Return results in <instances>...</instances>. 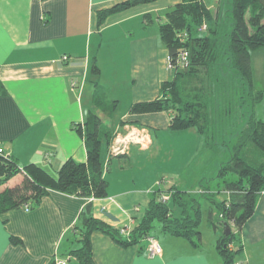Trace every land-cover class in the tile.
Listing matches in <instances>:
<instances>
[{
  "label": "crops",
  "instance_id": "1",
  "mask_svg": "<svg viewBox=\"0 0 264 264\" xmlns=\"http://www.w3.org/2000/svg\"><path fill=\"white\" fill-rule=\"evenodd\" d=\"M125 1L0 0V83L6 91L5 94L0 91V147L6 153L20 165L35 163L53 173L67 159L86 162L85 137L76 127L84 128L93 109L96 83L105 85L110 94L111 85L127 86L131 93L128 111L107 120H111L115 136L132 127L146 128L149 133L147 147L132 145L128 152L112 155L113 139L106 145L105 157L102 150L104 178L109 184L106 198L50 191L30 211L22 207L0 214V264H50L68 256L71 259L67 264H79L69 253L81 246L75 241L74 228L81 225L80 215L87 204L92 203L97 219L130 232L149 206L160 180L142 179L139 177L142 173H136L129 161L139 162L141 157L150 155L154 131L169 128L172 113L131 114L130 109L135 103L160 97L162 84L172 80L174 69L169 66V51L160 40L159 21L153 29L156 22L146 25L144 19L149 13L160 16L163 10L158 3L163 0L115 12L99 25V11ZM182 1L174 0L167 9ZM64 56L69 60L63 61ZM93 61L100 69L98 76L91 73ZM185 132L200 136L196 129ZM263 200L264 193L256 212L238 235L241 250L245 248L246 228L259 214ZM155 238L162 253L150 256L148 238L124 247L107 234L93 232L94 261L224 264L213 246L204 251L203 235L200 247L163 232ZM240 245L231 247L238 250ZM246 261L253 264L249 256Z\"/></svg>",
  "mask_w": 264,
  "mask_h": 264
},
{
  "label": "trees",
  "instance_id": "2",
  "mask_svg": "<svg viewBox=\"0 0 264 264\" xmlns=\"http://www.w3.org/2000/svg\"><path fill=\"white\" fill-rule=\"evenodd\" d=\"M156 1L127 0L101 10L98 12L99 25L102 26L106 18L115 12ZM232 5L231 28L228 27L221 35L220 29L211 22L212 13L204 0H183L160 16L154 17L151 13L144 15L146 25L159 21L160 40L169 51L174 75L172 80L162 84L160 97L135 103L130 109L131 114L171 112L170 130L196 129L205 135L207 147L211 148L218 128L211 112L212 91H226L225 94L236 92L240 99L246 97L250 107L248 119L233 144L231 159L221 166L217 174L222 189L201 190L202 197H212L208 196L219 213V224L224 226L227 223L232 228V233L221 236L216 245L224 264H239L235 261L236 252L242 249L238 235L256 212L258 201L264 193V121L256 116L254 110L262 102L264 92L255 88L251 57L252 51L264 47V0H232ZM204 25L206 29L202 30ZM204 31L208 34L202 36L200 33ZM222 37L226 38V44L220 40ZM182 51L189 52L188 65L184 67L177 62ZM222 57H226V62L230 63L232 74L239 75L242 80L240 85L236 84L234 76L227 81L220 77L218 62L222 61ZM200 70L209 73L201 84L197 80ZM91 73L100 75L94 61ZM0 91L6 93L1 83ZM230 102L228 100L226 103L228 113L231 110ZM116 104L109 100L106 90L96 83L93 109L84 128L76 127L78 133L85 137L86 162L70 158L53 173L35 163L20 165L10 154L0 153V214L20 209L26 204L33 209L50 191L83 198H106L109 184L104 178L102 150L104 143L110 145L115 136L107 120L113 117ZM15 179L18 181L13 185ZM162 195H167L169 199L163 202ZM217 196L223 199L219 201ZM201 206L198 198L175 185L166 190L157 188L151 194L143 218L124 237L120 229L94 217L93 205L89 203L80 215L81 225L74 228L77 232L75 241L81 246L70 250L69 255L74 256L79 264H96L91 241L93 232L107 234L118 244L127 247L148 238L156 221L161 224L163 233L184 238L200 247ZM214 215L211 209L208 219L217 229ZM234 244L240 245L238 250L231 247Z\"/></svg>",
  "mask_w": 264,
  "mask_h": 264
},
{
  "label": "rangeland",
  "instance_id": "3",
  "mask_svg": "<svg viewBox=\"0 0 264 264\" xmlns=\"http://www.w3.org/2000/svg\"><path fill=\"white\" fill-rule=\"evenodd\" d=\"M168 1L169 0H163L158 3V8L163 10L162 14L165 13L171 2L174 3V0H171V2ZM204 2L212 13L211 22H214L213 25H216L220 29V35L224 34L227 28H231L232 25V0H204ZM157 15L158 14L155 13L154 17H157ZM155 22V26L152 27L153 29H156L158 26V20ZM200 34L205 36L208 32L204 31ZM220 40H222V43L226 44V38L222 37ZM251 57L255 88L264 92V47L252 51ZM221 60L222 61L218 62L220 77L224 78V81H227L234 76L236 77V84L240 85L242 80L236 73L232 74L234 72H231L230 63L226 62V57H222ZM108 72L109 70L106 68V76L109 75ZM208 75V72L200 70V77L197 79L200 81L198 82H200V84L204 82ZM103 82L107 83L105 80ZM104 86L101 85V87L106 90L109 100L112 101L110 97H113L119 101L116 111L113 114L124 115L131 106H129V104L132 96L128 87L124 85L122 87L111 85L109 86L112 90L110 94V90ZM223 93L222 91H212L211 96V112L214 116V122L218 125L215 136L213 137V139H215V143L212 145L213 147H207L206 137L203 134L197 136L193 132L188 134L185 132L187 130L173 131L169 128H162L153 133L154 145L150 155L141 157L139 162H136L138 159H130L129 161L130 166H135L134 170L136 173H142L139 176L142 179L162 181L163 183L157 185V188L166 190L175 185L182 191L190 192L194 197L200 200L202 205L200 231L203 235L204 251L208 252L213 246L215 253L218 252L216 245L218 239L224 235V228L219 224L220 216L210 200L212 197L209 195L210 198L208 196L202 197L201 190L203 188L222 189L217 174L221 166L231 159L233 144L240 131L243 129L250 111V107H248L249 102H247L246 97L240 99L241 96L239 97V94L236 92H232L233 94H225V91V93ZM228 100L229 102L231 101L229 104V106L231 105L229 113L226 110V103ZM254 110L256 116L264 121V98L261 103L254 107ZM107 122L111 124V120ZM124 132L122 135H125L126 132ZM132 145L135 144L128 145L127 152ZM103 150L105 157L107 152L105 143ZM17 181L18 179H15L12 184L14 185ZM138 184H140V182ZM216 199L220 201L223 197L217 196ZM171 204L172 203H170V206ZM211 209L215 213L214 221L218 225L217 229L212 227L208 219ZM191 210L193 212V209ZM262 214H264V200L260 205L259 214L246 228L245 248L236 252L235 261L244 262L246 264L247 257L249 256L253 264H264V216ZM260 215H262V217ZM255 228H257L256 231ZM260 232L263 235H259ZM150 234L155 237L162 236L161 224L159 222L156 221L154 223Z\"/></svg>",
  "mask_w": 264,
  "mask_h": 264
},
{
  "label": "built area",
  "instance_id": "4",
  "mask_svg": "<svg viewBox=\"0 0 264 264\" xmlns=\"http://www.w3.org/2000/svg\"><path fill=\"white\" fill-rule=\"evenodd\" d=\"M206 29V25H204L202 27V30ZM185 37V35H183V38ZM63 61H68L69 57L68 56H64L62 58ZM188 61H189V52L188 51H182L179 56H178V64L182 67L187 66L188 65ZM169 62V66L170 68H172V64H171V60L170 58L168 59ZM148 137H149V133L146 130V128H139V127H132L129 128L125 135L117 134L115 137V140L112 144V148H111V154L112 155H120L123 153H126L128 150V145L129 144H135L140 146L141 148L143 147H147L149 144L148 141ZM5 152V150H3L0 147V153ZM161 183H163L162 181L158 183V185H161ZM169 199V197L167 195H162L161 200L163 202L167 201ZM25 211H30L31 207L29 204H26L24 206ZM130 230L127 228H121L120 229V233L121 235H129ZM148 240L150 242V246H149V254L150 256H155V255H160L162 253V248L159 244V242L157 241V239L155 237H148ZM71 259L70 256H68L67 259H63V260H57L56 264H67L68 261Z\"/></svg>",
  "mask_w": 264,
  "mask_h": 264
},
{
  "label": "water",
  "instance_id": "5",
  "mask_svg": "<svg viewBox=\"0 0 264 264\" xmlns=\"http://www.w3.org/2000/svg\"><path fill=\"white\" fill-rule=\"evenodd\" d=\"M224 235L225 236H229L232 233V228L230 225H228L227 223L224 224Z\"/></svg>",
  "mask_w": 264,
  "mask_h": 264
}]
</instances>
